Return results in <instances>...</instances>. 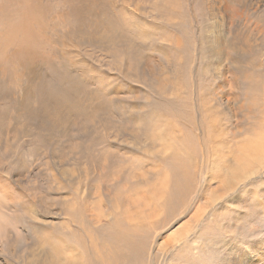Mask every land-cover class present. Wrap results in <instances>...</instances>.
Listing matches in <instances>:
<instances>
[{
    "label": "rangeland",
    "instance_id": "obj_1",
    "mask_svg": "<svg viewBox=\"0 0 264 264\" xmlns=\"http://www.w3.org/2000/svg\"><path fill=\"white\" fill-rule=\"evenodd\" d=\"M67 1L83 16L74 21L66 0H50L46 19L30 27L38 63L0 54V264H97L92 250L108 232L131 228L155 254L201 225L204 264H217L212 238L256 260L264 0ZM176 179L186 210L173 215L165 205ZM236 224L247 226L242 238Z\"/></svg>",
    "mask_w": 264,
    "mask_h": 264
},
{
    "label": "bare ground",
    "instance_id": "obj_2",
    "mask_svg": "<svg viewBox=\"0 0 264 264\" xmlns=\"http://www.w3.org/2000/svg\"><path fill=\"white\" fill-rule=\"evenodd\" d=\"M91 1H98V0H91ZM49 2H50V0H0V54L5 55V54L9 53L12 57H14V61H16V62L18 61V62L23 63L27 59L32 64L38 63L36 61V58H34V56H36L39 53L40 48H36V47L33 48V46H30L29 42H28L30 39L35 37L34 35H36V37L38 35L35 34L36 32L32 33L33 30H32V28L30 30V27H32L33 24L40 23L41 20L46 19V17H47L46 12H47V9L49 7ZM88 3L89 2L87 0H82L83 5L88 6ZM65 6H66V9H65L66 14L68 16H70L74 21H75L74 17L75 16H79V17L83 16L82 12L85 11V9H86L83 7H79V5H78L79 8L78 7L73 8L67 0H66ZM91 6H92V3H91ZM41 14H46V15L41 17ZM134 28H135V26H134ZM82 35H84V34H82ZM95 39H96L95 41L98 40L97 38H95ZM112 39H114V37ZM128 42H129V40H128ZM33 44L34 43H32V45ZM133 47H136V45ZM133 47H132V49H128L127 47L125 49L122 47L121 49L122 50L127 49L128 51L129 50H132V51L137 50V49L133 50ZM127 50H126V53H127ZM111 52H112V50H111ZM47 64L50 65L49 60L47 61ZM42 65H43V63H40V66H42ZM40 66H38V67H40ZM35 70L36 71L32 73L33 76L38 77L40 79V81H41L40 85H43V83L45 84L46 75L44 73L39 72L38 68H35ZM47 81H49V80H47ZM94 97L96 98V94L94 95ZM111 103H112V101H111ZM15 108H16V106H15ZM103 151H105V150H103ZM109 154H111V153L109 152L108 155ZM105 158H106V156H105ZM103 167H105V166L103 165ZM174 171L178 172L177 169H175V168H174ZM180 177L182 179V175H180ZM175 186H176V188L174 191H172L170 193L171 198H169V202L166 201L165 206H167V208H170V212H172V213L174 212L173 210L176 211L179 208H182L181 213H180V214H182V212L184 210H186V209H184V206H186V205L184 204V202H185L184 201L181 203V204H184V206L183 205L180 206L181 204H178V202H179L178 197L184 192V189H183L184 185L180 182L179 179H176V185ZM235 200L237 202H239L240 197L235 198ZM211 203H210V205H211ZM216 203H218V202H216ZM254 206L256 207V205H254ZM251 210L253 211V209H251ZM174 213H173V215H174ZM256 213H255V215H256ZM259 217H261V216H259ZM259 217H257V218H259ZM246 218H249V217H246ZM202 219L203 218L199 217V216L195 217V222L199 223V225H200L201 224L200 222H202ZM237 220L240 221V217L238 219H236V221L233 223H236ZM251 220L253 221L254 218L252 217ZM158 223L159 224L154 223V225H155L154 229H156L158 231L160 230V232H161V229H163L166 222L162 223V221H158ZM194 225H196V224H194ZM133 226H135V225H133ZM245 226H246L245 224H243V225L236 224L233 227V231H235V233H236L234 237H241L242 238L246 232V229H247V228H245ZM203 229H204V226L202 228V225H201L200 228L198 227L196 234H192V235H191L190 229H188V228L180 229V231H178L175 236H173L172 238L169 237V238L163 240L159 245H157L155 247V254L148 253L147 245H146V238L148 241V237H145V239L142 240L141 234L140 233L138 234L137 229H134V228L121 229V230L118 229L116 233H113L111 231L108 232L109 238L105 240V243H108V244L111 243L112 245H106L105 243H99V245L95 246V249L92 250V252H93V254H97L99 257H101V261H99L97 264H204L202 262L204 260V230ZM160 232H159V235L161 234ZM156 233H158V232H156ZM191 240H193L192 244L188 243ZM222 241H223L222 239L212 238L210 240V244L207 247L209 249L210 257L212 259H216L217 264H258L260 259H264V251H262L263 253L259 252L256 254L255 259L258 261L257 262L256 260H252V257H250L251 256L250 254L245 253L244 250L237 248L238 246L236 247V245H233V244L225 252L223 250V247L228 245V244H226L228 241H225V243ZM254 242L255 241H253V240L250 242L246 241V243H248L251 246ZM195 243H198L199 246L195 247L194 246ZM170 254H172L171 259L167 260L166 262L163 261L164 257L169 256ZM54 256L55 255H53L51 257H54ZM56 257L59 258L60 256L58 257V255H57ZM51 259H53V258H51ZM59 259H57V260L54 259L55 261H51L49 263H51V264H73L74 263L73 260L63 261L62 259L59 262ZM57 262H59V263H57ZM40 263H41V261H40ZM43 263L44 262H42V264Z\"/></svg>",
    "mask_w": 264,
    "mask_h": 264
}]
</instances>
